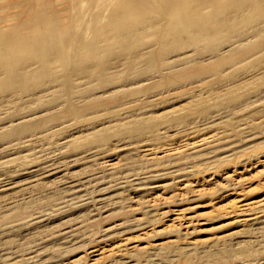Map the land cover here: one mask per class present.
<instances>
[{
  "label": "rangeland",
  "instance_id": "obj_1",
  "mask_svg": "<svg viewBox=\"0 0 264 264\" xmlns=\"http://www.w3.org/2000/svg\"><path fill=\"white\" fill-rule=\"evenodd\" d=\"M255 27L202 51L222 55L168 71L159 61L127 68L119 50L98 55L106 77L78 79L75 94L93 100L77 102V117L62 96L2 97L0 264H264V34ZM183 49L165 60L196 56Z\"/></svg>",
  "mask_w": 264,
  "mask_h": 264
},
{
  "label": "bare ground",
  "instance_id": "obj_2",
  "mask_svg": "<svg viewBox=\"0 0 264 264\" xmlns=\"http://www.w3.org/2000/svg\"><path fill=\"white\" fill-rule=\"evenodd\" d=\"M61 1L65 7H60L64 8L58 7V0H0V100L40 99L48 93L52 103L56 96H62L66 100L62 107L68 104L66 113L77 117V102L86 100L75 94L78 79L106 77L109 63L98 65L96 57L100 54L119 50L122 53L118 59L126 60L127 68L135 69L139 61H159L168 71L222 55L221 49L210 48V54L202 56L204 46L211 40L229 36L240 41L253 24L255 35L264 34V0ZM8 20L13 22L5 25ZM86 32H90L91 39ZM146 37L152 44L145 46V51L128 53L134 43ZM180 48L191 49L196 56L190 59L181 53L172 62L165 60ZM70 65L76 68L68 71ZM57 68L67 72L58 74ZM44 81L47 88L41 90ZM88 100H93L92 96Z\"/></svg>",
  "mask_w": 264,
  "mask_h": 264
}]
</instances>
